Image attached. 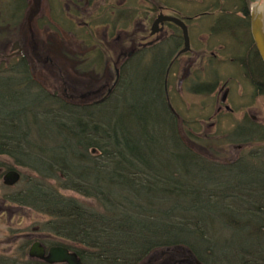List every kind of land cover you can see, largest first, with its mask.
Masks as SVG:
<instances>
[{"label": "trees", "instance_id": "16d2710c", "mask_svg": "<svg viewBox=\"0 0 264 264\" xmlns=\"http://www.w3.org/2000/svg\"><path fill=\"white\" fill-rule=\"evenodd\" d=\"M241 13L249 17L247 6ZM170 42L135 49L112 96L96 107L49 94L24 57L16 69H0V158L31 173L8 200L45 216L44 232L77 245L63 247L82 264H138L176 247L203 264H264L256 258L264 253V153L226 167L181 140L163 86ZM243 130L228 141H247ZM187 136L204 143L194 131ZM61 190L96 201L101 212ZM0 264L45 263L0 256Z\"/></svg>", "mask_w": 264, "mask_h": 264}, {"label": "rangeland", "instance_id": "374dc122", "mask_svg": "<svg viewBox=\"0 0 264 264\" xmlns=\"http://www.w3.org/2000/svg\"><path fill=\"white\" fill-rule=\"evenodd\" d=\"M105 1L108 3L104 7ZM243 6L239 0H0V69L11 65L12 58L16 69L22 53L34 80L49 94L96 107L112 96L119 70L127 66L135 49L162 47L176 35L178 40L167 46L170 55L164 54L168 60L163 66V86L167 106L169 102V110L177 114L179 137L211 161L229 167L246 153H264V63H260L253 46L249 17L241 13ZM9 7L16 8L18 20L5 19ZM159 14L184 25L186 43L180 31L171 33L176 24H166L171 25L168 36L152 31ZM238 25L241 27L236 28ZM237 46L242 48L241 54L233 53L241 50ZM201 84L213 89L195 93L193 88ZM238 127L244 129L247 141H228L230 131ZM257 127L261 135L256 133ZM198 130V138L204 141L201 145L187 136V131ZM8 173L16 179H7ZM30 174L22 166L0 158V256L18 259L24 249L21 241L34 236L25 235L30 231L41 233V224L47 221L33 209L8 200L17 196L24 185L22 178ZM67 195L94 207L79 195ZM40 240L68 253L63 246L77 247L50 234L41 235ZM170 249H156L138 264H166L161 261L171 258L175 264H203L185 247ZM243 256L247 260L249 255ZM256 258L264 263V253Z\"/></svg>", "mask_w": 264, "mask_h": 264}, {"label": "bare ground", "instance_id": "6f19581e", "mask_svg": "<svg viewBox=\"0 0 264 264\" xmlns=\"http://www.w3.org/2000/svg\"><path fill=\"white\" fill-rule=\"evenodd\" d=\"M242 2H243V5H245V6H247V10H248V12H251V10H254L252 7L254 6V7H257L258 9H262V3L260 2V1H255V0H242ZM236 3H238V2H236ZM239 4V3H238ZM257 11H261V10H257ZM222 13H224V14H226V13H228L227 11H224V12H222ZM12 14H13V9H11V7H9V10H8V13H5V19L6 20H9V18L12 16ZM202 16V15H201ZM198 16H196V18H197ZM11 20H12V18H11ZM16 20H18V17L17 16H15V21ZM17 23V22H16ZM244 42V41H243ZM252 43H253V46H254V42L252 41ZM242 46V45H241ZM237 47H239V49H241V50H232L233 51V53L234 54H241V51H242V48L240 47V46H237ZM21 57H23V54L21 53L20 54V57H18V60L21 58ZM26 61H27V63H29L28 62V60L26 59ZM12 62L13 63H15V59L14 58H12ZM261 63H263L262 61H260ZM28 67H29V64H28ZM3 69V68H2ZM175 115V114H174ZM176 116V115H175ZM200 132V130H198V131H195V136L198 138L199 136V133ZM24 186V185H23ZM61 192V194L63 195V196H65V197H71V196H68L67 194L69 193H73V192H69V191H65V190H61L60 191ZM66 192H68V193H66ZM74 194V193H73ZM71 199H73V200H76V201H78L77 199H75L74 197H71ZM84 199V198H83ZM87 201H91V202H93V204H94V207H90V206H88V205H86V204H83V203H81L80 201H78L79 203H81L82 205H84V206H88V207H90V208H92V209H94V210H96V211H98V212H101V209H100V207H99V205H98V203L96 202V201H94V200H92V199H88ZM226 206H230L229 204H226ZM239 208H240V210H243L244 208H242V207H240L239 206ZM244 211V210H243ZM244 216H246V215H244ZM241 219H243V220H246V219H248V218H245V217H242ZM248 222V221H247ZM156 226H154L153 228H155ZM42 232L40 233V232H34L33 231V233H32V231H30V234H27V235H25V236H33V237H31V238H27V237H25V239H23V241H21L22 243H21V247H23V248H26V247H28V246H32V245H34V244H36V245H39L40 247H41V250L37 247V248H34V253L35 254H37L38 256H40V257H43V255H46L45 257V259L47 260V258L50 260V263L49 262H47L45 259H43V263H45V264H69V263H67V262H65V261H61V260H63V259H59L58 261H56L55 260V258L57 257V255H58V253H56V252H51L50 251V249H52V248H55L54 246H51L52 244H50V245H46L45 244V241L44 240H40V238H41V235H43V237H46L47 235H49L47 232H44L46 229L44 228V227H41V229H40ZM155 230V229H154ZM47 242H49V240L47 241ZM180 247H176V248H171L170 250H177V249H179ZM150 253H153V251L152 252H150ZM69 254H72V255H74L76 258H77V260L78 261H80L79 259H78V257H77V255L75 254V253H73V252H71V253H69ZM11 256V255H10ZM9 255H8V257L10 258V259H13L14 257H10ZM182 256V255H181ZM50 257H52V259L50 258ZM15 260H25V258H24V253H23V250H21V252H20V257L18 258V259H15ZM30 260H37V258L36 259H30ZM181 260H183V259H179V261L180 262H182ZM39 261H40V259H39ZM161 262H164V263H166V264H175V262H174V258H171V259H169V260H167V261H161ZM80 263H81V261H80ZM149 264H150V262H148ZM82 264V263H81ZM176 264H178V262L176 263Z\"/></svg>", "mask_w": 264, "mask_h": 264}, {"label": "water", "instance_id": "95a60500", "mask_svg": "<svg viewBox=\"0 0 264 264\" xmlns=\"http://www.w3.org/2000/svg\"><path fill=\"white\" fill-rule=\"evenodd\" d=\"M255 1H260L262 3L261 4L262 9H258L257 7L254 6L252 7L254 10H251L250 12L251 35H252V40L254 42V46L258 54L260 55L262 62L264 63V0H255ZM257 10H261V11H257ZM162 21L173 22L177 26H179L182 29L185 43L187 42L188 38H187L186 28L177 19L159 17V19L154 23L153 29L156 27L158 22H162ZM6 178L13 181L16 179V175L8 174ZM5 184H8V182H5ZM50 251L58 253L57 257L55 258L56 261H58L59 259H63L61 261H65L69 264H81L80 261H78L74 255L69 254L68 251L65 249L52 248L50 249ZM29 255L37 256L34 255L33 253V247L31 248ZM50 258L52 259V257ZM46 261L50 263V260L48 258Z\"/></svg>", "mask_w": 264, "mask_h": 264}, {"label": "flooded vegetation", "instance_id": "af4514ba", "mask_svg": "<svg viewBox=\"0 0 264 264\" xmlns=\"http://www.w3.org/2000/svg\"><path fill=\"white\" fill-rule=\"evenodd\" d=\"M106 3H108V2H104L103 3V5L102 6H104L105 7V5H106ZM160 14H162V13H160ZM160 14L158 15V16H160ZM61 16H62V14H59V18H60V20H62V18H61ZM157 16V17H158ZM167 23L166 22H164L163 24H160L159 26H158V29H159V32L157 33V36H159V35H165V36H168V28L170 29V26H167L166 25ZM160 26H162L161 28H160ZM92 30V29H91ZM93 31V30H92Z\"/></svg>", "mask_w": 264, "mask_h": 264}]
</instances>
